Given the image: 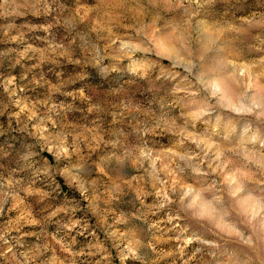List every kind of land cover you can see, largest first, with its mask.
Instances as JSON below:
<instances>
[{
	"label": "rangeland",
	"instance_id": "obj_1",
	"mask_svg": "<svg viewBox=\"0 0 264 264\" xmlns=\"http://www.w3.org/2000/svg\"><path fill=\"white\" fill-rule=\"evenodd\" d=\"M0 264H264V0H0Z\"/></svg>",
	"mask_w": 264,
	"mask_h": 264
}]
</instances>
